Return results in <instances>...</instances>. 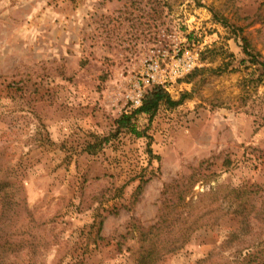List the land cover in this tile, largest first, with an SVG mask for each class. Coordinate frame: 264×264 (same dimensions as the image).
Masks as SVG:
<instances>
[{
	"label": "rangeland",
	"instance_id": "obj_1",
	"mask_svg": "<svg viewBox=\"0 0 264 264\" xmlns=\"http://www.w3.org/2000/svg\"><path fill=\"white\" fill-rule=\"evenodd\" d=\"M242 38L264 62V0H0V264H264V64ZM162 53L204 70L144 83ZM138 79L183 100L135 136L116 122Z\"/></svg>",
	"mask_w": 264,
	"mask_h": 264
},
{
	"label": "built area",
	"instance_id": "obj_2",
	"mask_svg": "<svg viewBox=\"0 0 264 264\" xmlns=\"http://www.w3.org/2000/svg\"><path fill=\"white\" fill-rule=\"evenodd\" d=\"M175 56L177 54L169 56L167 53H162L156 58L147 60L141 73L143 82L153 86H160L168 92L169 88L176 84L177 80L195 69L197 63L196 54L192 57H182L172 63ZM140 81L138 79L132 83V90L128 94L129 101L135 108L141 105L143 98Z\"/></svg>",
	"mask_w": 264,
	"mask_h": 264
},
{
	"label": "trees",
	"instance_id": "obj_3",
	"mask_svg": "<svg viewBox=\"0 0 264 264\" xmlns=\"http://www.w3.org/2000/svg\"><path fill=\"white\" fill-rule=\"evenodd\" d=\"M242 41L244 43L243 51H244V54L249 58V62L252 65H260V66H261L260 63H262L261 67H263L264 62L260 60L261 56L259 54H254V55L248 54L249 52L247 50L246 40L242 38ZM201 70H204V69H201ZM201 70L196 69L194 70V72L201 71ZM192 75L193 74H189L187 77H191ZM262 81L264 82V76L259 77L258 83H261ZM182 100L183 99L181 98L180 100L174 101L166 92L163 91V89L154 87L146 93V95L142 99V103L140 107L133 110L129 114L122 115L117 120L116 123L118 125V128L127 130L132 135L138 136L139 133L136 131V127L133 123V119L137 115H140V114L147 115L149 118V121H151V119L154 117V115L157 113L158 109L161 106H164L170 109L175 108L182 103ZM245 194L247 193L245 192ZM171 251H174V250H171ZM146 257H149L148 254L146 255Z\"/></svg>",
	"mask_w": 264,
	"mask_h": 264
}]
</instances>
